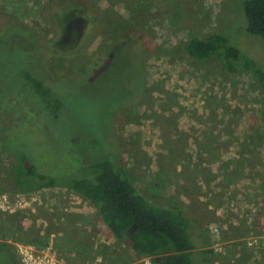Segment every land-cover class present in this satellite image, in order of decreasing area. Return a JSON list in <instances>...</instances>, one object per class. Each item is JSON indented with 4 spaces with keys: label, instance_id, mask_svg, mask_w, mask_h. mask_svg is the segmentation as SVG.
<instances>
[{
    "label": "rangeland",
    "instance_id": "1",
    "mask_svg": "<svg viewBox=\"0 0 264 264\" xmlns=\"http://www.w3.org/2000/svg\"><path fill=\"white\" fill-rule=\"evenodd\" d=\"M56 1L0 0V112L11 106L12 97L25 98L28 93L20 91L24 70L37 68V77L50 74L64 79L76 68L75 62L48 63L51 51L46 47L42 51L34 47L30 56L12 44L8 31L4 33L6 16L50 39L53 29L43 13ZM244 1L91 0L108 10L113 29L119 31L129 21L132 29L141 30L148 74L141 99L121 112V106L132 102L137 86L136 67L125 54L93 89L65 95V108L57 118H31L30 108L42 110L34 95L33 103L27 102L17 113V126H10L6 118L5 130L0 122V143L21 148L27 153L25 161L36 169L45 166L43 170L60 178L78 177L88 171L82 163L92 162L101 152L96 150L106 142L112 126L118 142L122 141L123 169L139 193L160 206L174 201V209L181 211L178 206L183 205L185 214L210 236L214 264H264V94L251 73L230 76L209 61L189 60L183 51L189 39L216 33L220 17L223 25L226 22L221 34L231 45L254 59H264V41L246 33ZM100 42L101 36L89 45L88 53ZM157 124L166 126L161 135L154 130ZM209 133L216 134L218 148L206 147ZM117 149L112 142L110 150L116 154ZM155 191L166 202L153 197ZM57 202L56 210L39 215L43 225L29 213L15 218L21 240L7 234L10 218L6 219L8 239L23 242L28 235L47 234L45 245L68 253L69 259L70 254L76 259L79 254L105 264L146 262L116 242L83 196L59 193Z\"/></svg>",
    "mask_w": 264,
    "mask_h": 264
},
{
    "label": "trees",
    "instance_id": "2",
    "mask_svg": "<svg viewBox=\"0 0 264 264\" xmlns=\"http://www.w3.org/2000/svg\"><path fill=\"white\" fill-rule=\"evenodd\" d=\"M56 2L49 3L43 13L44 20L53 29L52 37L47 40L18 20L3 16L5 26H8L4 33L8 31L12 44L26 54L30 53L31 56L33 53L30 50L33 52L36 46L41 47V51L42 47H46L47 51H51L48 63L54 59L77 64L64 79L50 74L37 77L34 65L35 71L24 70L20 91L25 89L28 93L25 98H19L18 95L12 97L11 106L2 107L0 122L4 123L5 130L9 127L6 118H9L12 127L19 124L17 113H22L25 105L33 103L34 95L37 98L34 100L42 110L35 112L30 108L32 112L29 111V116L57 118L65 108V95L90 91L105 79L107 69L126 55L136 67L137 86L132 102L121 106V112L133 108L144 93L148 74L141 30L137 27L134 28L136 30L132 29L129 21L119 31L113 29L108 22V10L92 5L91 0ZM243 9L246 33L264 41V0H245ZM218 18L219 30L216 33L205 38L193 37L185 43L183 51L186 57L194 61H209L230 76L251 73L264 94V59H254L231 45L229 38L221 34L226 22L223 25V20ZM100 36L99 47L88 53L89 45ZM105 137L108 147L104 142L100 150L96 147V151L101 152L95 154L92 162L85 160L82 163L84 169L88 167V171L82 176L65 178L48 173L46 169L43 170L45 166L41 169L30 166L25 161L26 152L16 145H9V142L7 145L2 142L0 155L10 159V168L2 186L6 190L20 192L57 186L83 196L95 207L104 226L118 244L126 246L138 257L150 258L153 264H214L215 250L210 236L184 212L148 202L123 169L120 153L122 141L118 142L112 126ZM111 141L117 144L116 154L110 150ZM18 215H8L4 226L8 222L6 219L10 218V227L6 228V232L13 239L21 240L18 235L21 228L13 223ZM28 236L23 242L45 246L43 240L47 239V234ZM0 264H21L18 254L9 243H0Z\"/></svg>",
    "mask_w": 264,
    "mask_h": 264
},
{
    "label": "built area",
    "instance_id": "3",
    "mask_svg": "<svg viewBox=\"0 0 264 264\" xmlns=\"http://www.w3.org/2000/svg\"><path fill=\"white\" fill-rule=\"evenodd\" d=\"M9 168L10 159L4 155H0V243L11 244L18 254L21 264H73L72 261L64 259L62 254L57 252L51 244L39 246L25 242L12 243L6 235L4 221L8 215L29 213L35 223L43 225V220L39 219V215L41 213L47 214L53 212L58 208L57 200L59 193L64 194L68 192L72 196H77V194L66 188L57 186H48L30 192L6 190L2 186V183L7 177ZM213 232H216V228ZM144 259L146 262L143 264H153L150 258L144 257ZM76 264L84 263L78 262ZM85 264L105 263L101 259L96 258L94 261L89 260V262H85Z\"/></svg>",
    "mask_w": 264,
    "mask_h": 264
},
{
    "label": "crops",
    "instance_id": "4",
    "mask_svg": "<svg viewBox=\"0 0 264 264\" xmlns=\"http://www.w3.org/2000/svg\"><path fill=\"white\" fill-rule=\"evenodd\" d=\"M169 64H171V63H169ZM159 125V126H158ZM213 125H215V124H213ZM216 126V125H215ZM165 128H166V126H164V127H161V124H157V126H155L154 127V130H156V131H159V134L161 135V134H163V132L165 131ZM210 130V129H209ZM151 132H152V130H151ZM216 135V134H215ZM215 135H213V133H209L208 134V136L205 138V144H206V147H210V148H212V146H214L215 145V147H219V144L218 143H216V139H215ZM161 137V136H160ZM154 141H156V140H154ZM161 141H163V140H161ZM157 142V141H156ZM154 145H157V143H155ZM159 145V144H158ZM161 145V144H160ZM159 145V146H160ZM205 146V145H204ZM162 155L163 156H167V155H165L164 153H162ZM171 155H168L167 157L169 158ZM202 160H205V158H203ZM151 194L153 195V197H155V198H157V199H162V201H165L166 202V197H164V196H162L161 194H159V192L158 191H155V192H151ZM174 194V193H173ZM168 200H170V199H168ZM167 200V201H168ZM199 200V199H198ZM176 202V201H175ZM168 202H166L165 203V205H167V206H161V207H166V208H175V207H173V203H174V201L171 203V205H168L167 204ZM153 204H155V205H157V206H160L159 205V203L158 202H156V203H153ZM177 204H179V202H176V205ZM179 207V209H181V211H183L184 213H186V210H185V207L183 206V205H179L178 206ZM188 215V214H187ZM190 217V216H189ZM192 219V218H191ZM193 220V219H192ZM194 221V220H193ZM195 222V221H194ZM198 224V223H197ZM199 226H200V224H198ZM201 229H202V227H201ZM203 230V229H202ZM208 235V234H207ZM62 255H65V257L64 256H62L64 259H68V253H63ZM67 255V256H66ZM69 256H74L73 254H70ZM224 263L225 264H229V263H226L225 261H224Z\"/></svg>",
    "mask_w": 264,
    "mask_h": 264
},
{
    "label": "flooded vegetation",
    "instance_id": "5",
    "mask_svg": "<svg viewBox=\"0 0 264 264\" xmlns=\"http://www.w3.org/2000/svg\"><path fill=\"white\" fill-rule=\"evenodd\" d=\"M77 256H79L77 259H76V256H73V257L70 256V259L68 258L67 260L72 261L73 264H76L78 262H82L85 264V262H89L88 256H82V255H77Z\"/></svg>",
    "mask_w": 264,
    "mask_h": 264
}]
</instances>
